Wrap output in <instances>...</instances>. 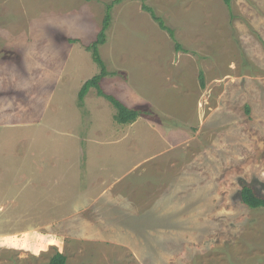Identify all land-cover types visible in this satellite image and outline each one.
I'll use <instances>...</instances> for the list:
<instances>
[{"label": "rangeland", "instance_id": "rangeland-1", "mask_svg": "<svg viewBox=\"0 0 264 264\" xmlns=\"http://www.w3.org/2000/svg\"><path fill=\"white\" fill-rule=\"evenodd\" d=\"M111 1L0 0V264H264V0L116 4L127 124Z\"/></svg>", "mask_w": 264, "mask_h": 264}, {"label": "trees", "instance_id": "trees-1", "mask_svg": "<svg viewBox=\"0 0 264 264\" xmlns=\"http://www.w3.org/2000/svg\"><path fill=\"white\" fill-rule=\"evenodd\" d=\"M224 1L228 6L231 5L232 0H224ZM120 2H122V0H112L107 4L102 28L99 29V31L97 32L98 34L96 39L85 45V48L91 52L94 62L97 63L101 71L96 75L92 76L91 78L87 79L82 84L78 93V100L80 101L79 104L83 105L84 103L83 101L85 100V97L90 92V90L94 88L97 90L98 95L108 99L114 105V107L117 110L115 119L120 123L127 124L134 122L142 114L143 110L129 108L114 94L106 92L102 86V81L104 80V78H106V76L110 74V71L108 70L106 61L101 56L100 46L106 43L107 40L106 30L109 29L113 20V7ZM141 2L143 9L150 13V15L159 23V26L162 29H166L170 33L171 37L173 38L172 40L176 43V47L180 48V46L177 45L178 41L175 37L174 29L168 26L165 19L161 15H158L154 7L149 5L145 0H141ZM71 41L74 42L76 41V39H72ZM201 81H202V86H204L205 84H204L203 73H201ZM240 196L242 202H244L245 204H247L252 208L264 207V195L259 194L251 184L248 183L243 184L242 188L240 189ZM67 260H68L67 254L60 250H57L52 255L49 262H47L46 264H67ZM14 264H19V263H14Z\"/></svg>", "mask_w": 264, "mask_h": 264}, {"label": "crops", "instance_id": "crops-1", "mask_svg": "<svg viewBox=\"0 0 264 264\" xmlns=\"http://www.w3.org/2000/svg\"><path fill=\"white\" fill-rule=\"evenodd\" d=\"M72 237H74V236H72ZM77 239V238H76ZM77 241H80V243H78V244H84V242L85 241H83L82 239H77Z\"/></svg>", "mask_w": 264, "mask_h": 264}]
</instances>
